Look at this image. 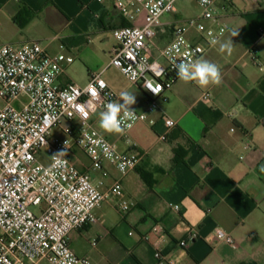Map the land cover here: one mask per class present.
Returning a JSON list of instances; mask_svg holds the SVG:
<instances>
[{
	"label": "crops",
	"instance_id": "1",
	"mask_svg": "<svg viewBox=\"0 0 264 264\" xmlns=\"http://www.w3.org/2000/svg\"><path fill=\"white\" fill-rule=\"evenodd\" d=\"M115 2L0 0V47L40 42L51 54H71L75 60L59 83L86 86L92 74H101L118 94L116 103H123L120 94L128 92L135 96L128 107L144 111L146 93L110 66L117 44L113 31L130 24ZM216 14L238 32L232 37L228 31L197 60L218 66V84L201 87L179 79L165 92L168 101L158 99L155 124L138 123L126 134L101 128L102 111L92 116L121 151L141 156L138 167L122 178L132 208L123 212L118 199L107 200L96 209L95 223L70 234L74 252L93 264H157L153 244L143 239L157 223L168 235L164 252L177 258V264H264V0H218ZM175 16H163L153 39V58H160V49L173 39ZM142 22L143 14L135 23ZM188 36L205 44L195 30ZM229 39L232 50L220 51ZM205 92L211 101L202 99ZM164 117L176 126L167 129ZM178 149L179 162L174 163ZM75 162L93 182L102 181L103 190L120 177L108 162L102 170L93 169L81 151ZM170 203L179 204L180 210ZM217 227L229 232L238 247L219 241ZM191 229L198 238L182 248L179 243Z\"/></svg>",
	"mask_w": 264,
	"mask_h": 264
},
{
	"label": "built area",
	"instance_id": "2",
	"mask_svg": "<svg viewBox=\"0 0 264 264\" xmlns=\"http://www.w3.org/2000/svg\"><path fill=\"white\" fill-rule=\"evenodd\" d=\"M103 1V0H98ZM178 0H116V8L130 24L114 29L117 41L110 66L140 86L148 97L144 111L132 110V119L121 117L126 134L141 122L154 125L152 114L158 99L179 80L175 65L195 63L207 49L228 31L216 14L218 0H195L201 7L198 16L174 28L173 39L162 49L160 58L152 57L153 39L165 14L177 13ZM143 14V22L135 23ZM202 42L189 38L191 30ZM253 61L261 66L258 57ZM74 56L65 52L51 54L40 42L0 47V264H93L77 255L69 244L70 234L97 221L96 209L105 201L118 199L123 212L133 202L125 197L122 178L135 170L141 160L138 153L121 151L92 121L93 114L104 111L118 94L109 88L101 74H92L86 86L75 82L61 84L59 77ZM211 101V94L202 95ZM167 129L176 122L164 117ZM264 125V116L261 119ZM63 134L52 139L54 130ZM166 139V135L161 136ZM65 152L62 163L51 156ZM78 151L85 153L95 170L105 162L120 173L107 189L93 182L88 172L75 162ZM44 155L48 162H43ZM34 208H37L35 211ZM178 212L179 204L170 203ZM219 241L238 247L234 237L221 227L215 229ZM167 233L161 223L143 236L154 247L157 264H177L164 252ZM198 238L195 229L180 241L182 248ZM94 244L96 240L94 239Z\"/></svg>",
	"mask_w": 264,
	"mask_h": 264
},
{
	"label": "clouds",
	"instance_id": "3",
	"mask_svg": "<svg viewBox=\"0 0 264 264\" xmlns=\"http://www.w3.org/2000/svg\"><path fill=\"white\" fill-rule=\"evenodd\" d=\"M238 34L237 31H231V36L235 37ZM233 47L232 40L229 39L220 44V51H231ZM177 70V76L179 79L188 82L196 81L199 86L206 87L210 83L218 84L220 82V70L217 65L206 60H200L195 63L188 61H181L175 65ZM121 98L123 103L109 102L105 105V110L100 113L99 124L106 132H120L121 124L124 119L121 117L122 109L124 111V117L132 119V110H129V105H133L135 102V96L128 92H122ZM65 155V152L61 151L51 156L56 163H62L61 157ZM264 172V167L260 169Z\"/></svg>",
	"mask_w": 264,
	"mask_h": 264
},
{
	"label": "rangeland",
	"instance_id": "4",
	"mask_svg": "<svg viewBox=\"0 0 264 264\" xmlns=\"http://www.w3.org/2000/svg\"><path fill=\"white\" fill-rule=\"evenodd\" d=\"M176 7L178 10L175 16L176 18L174 19L177 21L176 26L184 25L188 19L198 16L201 12V7L195 0H178L176 2ZM61 136H63V134L56 129L53 132L52 139ZM43 162H48L47 157L45 155L43 157ZM33 209L37 211V208L33 207Z\"/></svg>",
	"mask_w": 264,
	"mask_h": 264
},
{
	"label": "trees",
	"instance_id": "5",
	"mask_svg": "<svg viewBox=\"0 0 264 264\" xmlns=\"http://www.w3.org/2000/svg\"><path fill=\"white\" fill-rule=\"evenodd\" d=\"M180 151H181V149L179 150H176V155H175V157H174V163H177V162H179V153H180Z\"/></svg>",
	"mask_w": 264,
	"mask_h": 264
}]
</instances>
